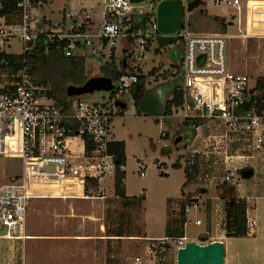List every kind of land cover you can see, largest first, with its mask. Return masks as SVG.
Segmentation results:
<instances>
[{
  "label": "built area",
  "instance_id": "1",
  "mask_svg": "<svg viewBox=\"0 0 264 264\" xmlns=\"http://www.w3.org/2000/svg\"><path fill=\"white\" fill-rule=\"evenodd\" d=\"M70 1L62 0L70 11L62 12L68 26L61 30L46 15L53 11L50 5L55 0H0V158L22 162L21 175L0 187V228H7L0 239H29L25 232L31 201L106 199L108 179H115L117 173L116 158L109 152L113 117L123 111L118 104L126 103L125 97L132 96L131 89L138 83L139 67L133 65L147 59L150 44L160 39L181 46L182 57L170 73L182 77L183 103L158 121H222L251 135L252 158L264 160V111H257L256 81L238 71L230 58L234 40L264 37V0H213L232 10L228 25L237 27V33H191L186 17L183 27L170 35L161 33L157 23V8L165 0H153L149 12L132 0H72L79 2L77 8ZM181 1L186 8L191 0ZM15 38L22 42L21 55L6 51ZM41 39L47 44L46 53L54 46L63 56L102 59L107 64L116 60L118 42L123 41L125 54L120 60H125L129 74L121 76L117 85L112 81L115 111H109L108 102L90 103L85 96L68 97L67 109L52 96L51 84L32 78L25 60H13L28 55ZM161 136L167 134L162 131ZM88 142L94 146L90 152ZM234 176L229 173L225 182L233 183ZM218 201L225 213L226 201ZM189 205L198 208L199 202L191 200ZM189 205L184 208L186 215ZM256 223L248 218L249 234ZM195 225L201 226L202 221L196 220ZM187 242L185 236L175 239L176 251ZM134 264L144 263L137 257Z\"/></svg>",
  "mask_w": 264,
  "mask_h": 264
},
{
  "label": "rangeland",
  "instance_id": "2",
  "mask_svg": "<svg viewBox=\"0 0 264 264\" xmlns=\"http://www.w3.org/2000/svg\"><path fill=\"white\" fill-rule=\"evenodd\" d=\"M152 1L132 0L134 4L138 3L136 5L143 12H149ZM201 1V6L185 16L191 33H237V27L228 25L232 10L224 5H215L213 0ZM70 4L75 8L79 6L78 1ZM62 5V0H55L50 5L53 11L46 12L48 18L54 22L62 21ZM68 7H65L67 12L70 11ZM156 44H150L147 59L133 65L142 68L138 73H147L140 114L133 97L127 95V111L123 112L124 115L114 116L112 120L115 137L127 143V194L136 198L144 196L145 201L140 207H125L114 194L112 176L107 183L105 200H36L30 205L25 232L34 239H0V264H134L137 257L144 264H177L175 241H166L171 247L168 250L165 248L164 254L160 248L165 247L162 240L166 238V223L169 221L174 227V221L181 217V207L190 204V196H198L199 206L195 208L189 205L187 216L194 220L197 216L203 225L193 223L186 226L184 235L188 240H200L206 230L204 208L211 198H222L221 193L246 201L248 218L253 219L252 210L257 207L260 225L263 226L264 160L258 156L252 158L255 155L252 136L241 130H232L222 121H205L198 128L190 123L185 124V120L181 119L164 118L162 123L158 121L159 117L164 116L166 100L172 96L171 86H175L172 75L164 78H167V71L178 64L180 53L175 47L177 45L171 44L155 55ZM6 51L21 55L22 42L15 38ZM116 51L118 58L123 57V41L118 42ZM230 58L238 71L248 74L253 80L264 77V37L234 40ZM88 68L93 77L102 75L105 62L89 58ZM153 69L156 76L152 72L148 74ZM114 83L118 84L117 81ZM85 99L90 103L102 99L108 102L109 111H115L111 92L97 91L85 96ZM192 128L196 130V135L189 138ZM162 131L167 137L162 138ZM178 138H181L180 145H176ZM165 145L168 147L164 148ZM178 161L181 168L176 169L173 165ZM244 168H252L254 176L244 179L241 176ZM141 172H145L144 177H141ZM21 173L22 162L19 159L0 158V187ZM229 173L235 174L234 182L228 183L234 188L232 194L223 188ZM205 188L208 191L201 197L200 189ZM244 197H251V201ZM223 228L221 225L217 227L218 235H221ZM4 234H7V228L1 227L0 236ZM120 234L123 237L109 236ZM148 235L159 238L147 240ZM260 238L254 231L246 238L229 240L225 264H264V239Z\"/></svg>",
  "mask_w": 264,
  "mask_h": 264
},
{
  "label": "trees",
  "instance_id": "3",
  "mask_svg": "<svg viewBox=\"0 0 264 264\" xmlns=\"http://www.w3.org/2000/svg\"><path fill=\"white\" fill-rule=\"evenodd\" d=\"M192 1V0H191ZM216 20H219L218 17H215ZM147 17L143 18L142 27L145 26ZM224 20H222V23ZM159 49L158 52L168 45H174L176 42L172 39H160L156 41ZM47 46L45 40L41 39L38 41L34 50H32L28 55L14 57V59L23 62L25 60V65L29 68V73L32 78L37 83H49L52 86V96L54 99L58 101L59 104L66 106L68 109V96H67V88L70 86H83L88 80H90L93 76L89 73L88 68V59L85 56H73L66 57L61 54H58L51 47L50 52H45V47ZM177 47V46H175ZM176 67V65H174ZM125 60L122 58L119 62L113 60L111 63H105V69L102 75L110 78L112 81H118L121 76L124 74H129L126 72ZM155 72V71H154ZM152 72V74L154 73ZM146 76L144 74L139 75L138 83L135 84L131 89V95L133 97L136 109L138 114H140L139 106L141 105L142 100L144 99L146 93ZM181 86H177L175 88L172 98L168 99L165 103L164 107V115L168 116L172 114L174 108H178L183 103V93L180 90ZM256 91H257V111L261 113L264 111V77H258L256 80ZM190 122L187 120L185 124H189ZM204 120H196L192 122V125L195 127H200L204 124ZM191 124V123H190ZM196 135V130L191 129V134L189 138H193ZM93 144H87V151L90 152L93 149ZM109 152L116 158L117 162V173L115 177V190L114 194L117 198L123 201V205L125 207L130 206H141L145 201V197L141 196L139 198L136 197H128L125 188V180L126 173L124 170H121V167L126 166V150L125 143L123 141H114L109 145ZM174 168L179 169L180 161L173 165ZM165 174V173H164ZM223 188L228 194H232L234 188L231 187L228 183H224ZM222 199L226 200L225 207V236L229 239L233 238H246L249 235L248 228V217L247 210L248 205L246 201L239 200L234 196L229 197V195L221 193ZM185 206L181 207V217L174 221V227H172V223L167 222L166 226V241L179 239L184 237V227L186 224V214L184 213ZM116 237H123L120 235H109ZM202 241H205V238L201 237ZM165 248L168 250L170 248V244H164ZM162 250V247L160 248ZM165 249V251H166ZM161 252V253H165Z\"/></svg>",
  "mask_w": 264,
  "mask_h": 264
},
{
  "label": "water",
  "instance_id": "4",
  "mask_svg": "<svg viewBox=\"0 0 264 264\" xmlns=\"http://www.w3.org/2000/svg\"><path fill=\"white\" fill-rule=\"evenodd\" d=\"M202 5L201 0H192L185 8L181 0L162 1L157 8L158 29L163 34H175L184 24L186 13ZM112 80L103 76L92 77L83 86H70L67 88L68 97L87 96L91 93L111 92ZM123 111H127L126 103L118 104ZM181 138L176 139V145H180ZM244 179L254 176L252 168L241 170ZM177 264H225V245L217 241L209 244H199L194 241L187 242L177 252Z\"/></svg>",
  "mask_w": 264,
  "mask_h": 264
},
{
  "label": "crops",
  "instance_id": "5",
  "mask_svg": "<svg viewBox=\"0 0 264 264\" xmlns=\"http://www.w3.org/2000/svg\"><path fill=\"white\" fill-rule=\"evenodd\" d=\"M71 2L72 1H70V3ZM70 3H69V5H70ZM62 6L64 7V10H65V7L68 6V4L66 6H64V3H63ZM65 13H68V12L66 11ZM231 14H230V16H231ZM64 16L65 15H63L62 21H59V22H62L64 25L63 26H60V25L56 24V23H59V22H54V27H56L57 29H61L62 30V29H65L68 26V24L66 22V18ZM176 45H177L176 48L179 50V53H180V57H178V60H177L179 62L180 59H181V57H182V50H181V46L179 44H176ZM154 49L156 51L154 54L157 55V50L159 49V46L157 44L154 45ZM148 53H150V52L148 51ZM159 53H162V49L160 50ZM166 57L168 58L169 56L167 55ZM167 58H165V56H164V59H167ZM118 59L120 60V58H118ZM118 59H117V61L119 62ZM175 62L176 61H174V63ZM171 66H173V64ZM173 67H171V68H173ZM139 68L142 70L141 67H139ZM152 71H155V69L151 70L148 74H150ZM143 74L147 78V75H146L147 73L146 74L143 73ZM153 76H156V75L154 74ZM167 76L171 77L170 71H167L166 77ZM164 79H168V77L167 78H164ZM173 81L175 82V86H171L172 87L171 88V94H173V92H174L175 88H177V86H181L182 85V77H180V76H173ZM170 98H172V96ZM170 98L168 97V99H170ZM123 112H125V111H121L118 114L119 115H124ZM113 128L114 127H113V121H112V127H111L112 142H114V141H123L125 143V150H126L127 149V143H126V141L121 140V139H117L115 137L114 133H113ZM126 158H127V156H126ZM126 166H127V160H126ZM125 167L123 168L124 171H125ZM125 173H126V171H125ZM125 183H126V180H125ZM125 188H126V184H125ZM114 190H115V179H114ZM207 191H208V188L200 189L201 194H203V195H201V197L204 196V195H206V192ZM126 193H127V191H126ZM127 196L128 197H131V196H129V194H127ZM190 198H191V200H197L198 196H196V197L195 196H190ZM218 198L219 197H215V198H211L210 200H208V203H207V205L204 208V210L206 211L207 221H206V230H205L204 234L201 235V237L205 238V241H202L201 240V237H200V240H198V241H194V240H189V241H194V242H197L199 244H209V243H212V242L220 241V242H223L224 243L225 250H226L227 249L226 248L227 247V242L229 240H231V239H229V238H227L225 236V234H226V232H225V222H224L225 221V219H224L225 213H224V210L222 209V206H221L220 202L218 201ZM71 199H74V198H71ZM220 199H222V198H220ZM39 200H42V199H39ZM32 202H34V201H31L30 202V205L32 204ZM30 205H29V210H30ZM202 205H201V207H202ZM187 215H186V224H185V227H184V234H185V231H186V226H188L189 224H193V223L195 224V221L196 220H200L197 216H195L196 217L195 220L194 219H189V217ZM249 217H250V212H249ZM252 218H253V220H255L257 222L256 223L255 231L258 233L259 238L261 237L260 239H264V222H263V226H261L260 225V217H259V209L257 207H256L255 210H252ZM166 221H167V211H166ZM202 225H203V221H202ZM219 225H221L222 228L224 227L222 229V231H221V235H218V231H217V227H219ZM166 226H167V223H166ZM28 238L31 239L32 237L28 236ZM156 238H159V237H151V236L148 235V237L146 239L147 240H151V239H156ZM32 239H34V238H32Z\"/></svg>",
  "mask_w": 264,
  "mask_h": 264
},
{
  "label": "bare ground",
  "instance_id": "6",
  "mask_svg": "<svg viewBox=\"0 0 264 264\" xmlns=\"http://www.w3.org/2000/svg\"><path fill=\"white\" fill-rule=\"evenodd\" d=\"M74 199H101V198H97V197H92V198L81 197V198H74Z\"/></svg>",
  "mask_w": 264,
  "mask_h": 264
}]
</instances>
